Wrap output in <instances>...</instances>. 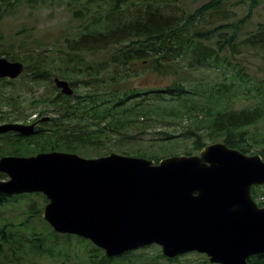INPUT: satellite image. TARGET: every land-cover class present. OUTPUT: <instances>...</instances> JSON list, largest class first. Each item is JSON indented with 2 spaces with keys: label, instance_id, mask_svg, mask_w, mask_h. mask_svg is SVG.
I'll use <instances>...</instances> for the list:
<instances>
[{
  "label": "trees",
  "instance_id": "trees-1",
  "mask_svg": "<svg viewBox=\"0 0 264 264\" xmlns=\"http://www.w3.org/2000/svg\"><path fill=\"white\" fill-rule=\"evenodd\" d=\"M197 1L0 0V23L16 13L33 14L40 7L58 3L70 20L45 35H36L29 25L32 23L22 25L11 40L0 35V57L22 62L24 86L42 89L32 102V110L18 106L13 116L0 110V125L30 124L44 115L51 119L43 122L46 129L38 127L31 136L15 132L0 135V159L51 152L87 156L86 149L100 151L119 143L116 136L128 138L126 131L144 119L165 127L170 121L182 129L180 135L169 130L157 132L163 137L161 151L183 138L192 141L191 149L185 147L187 156L222 142L264 159V76L252 72L245 51L254 50L264 63V24L249 29L260 0H209L192 8ZM241 6H248L249 13L236 19V9ZM211 17L216 18L214 27H209ZM203 71L217 74L220 82L209 85L204 78L194 79ZM147 72L166 84L149 91L136 87L133 80ZM20 78L0 79V98L5 91L3 84L15 86ZM55 78L67 80L74 95L61 94ZM155 93L156 101L149 102L146 97ZM34 115L37 118L33 119ZM154 146L152 143L143 150L134 142L119 154L129 156L132 151L138 153L136 157L158 163L162 158ZM3 179L6 176L0 173ZM262 189L264 186L252 191L260 206L264 205ZM26 199V220L17 224L2 215L6 206ZM47 204L42 194H0V264H28L29 255L48 264H151L147 258H135L132 252L110 259L81 237L77 238L83 243L80 246L87 245L85 253L83 258L76 255L73 259L70 248L59 250L50 244L49 235L30 229L42 218ZM66 237L70 240L73 236ZM157 257L166 259L162 253ZM200 257L202 264H210L206 256ZM168 260L174 263L179 259ZM249 262L264 264V255Z\"/></svg>",
  "mask_w": 264,
  "mask_h": 264
},
{
  "label": "water",
  "instance_id": "water-1",
  "mask_svg": "<svg viewBox=\"0 0 264 264\" xmlns=\"http://www.w3.org/2000/svg\"><path fill=\"white\" fill-rule=\"evenodd\" d=\"M25 72L0 57V79ZM54 84L66 96L67 80ZM45 118L42 122L48 121ZM35 134V125H0V135ZM0 194H43L42 217L59 235L91 241L109 258L153 245L168 259L204 254L212 264H250L264 255V205L252 190L264 186V159L222 142L197 155L155 160L111 153L84 158L51 152L0 159Z\"/></svg>",
  "mask_w": 264,
  "mask_h": 264
},
{
  "label": "rangeland",
  "instance_id": "rangeland-1",
  "mask_svg": "<svg viewBox=\"0 0 264 264\" xmlns=\"http://www.w3.org/2000/svg\"><path fill=\"white\" fill-rule=\"evenodd\" d=\"M207 1L209 0H198L196 4H194L193 2L194 5L192 8L196 9ZM40 8V11L34 12L33 14H30L29 11H22L3 20L0 23V35H3L6 40H11V37L14 36V34L21 29L22 25L24 27L29 23H32L29 25L33 26V31L36 35H45L46 31L50 30V32L54 33L57 25L65 24L70 21L69 16L63 9L65 7L61 5V3H58L56 5L48 4ZM236 12V19L244 18L249 13L248 6H241L236 9ZM213 21L216 22L215 17H211V21H208L209 27H214ZM259 23L264 24V0H260L258 6L253 11L252 16L250 18L249 29H256ZM245 51L248 54L247 61H249V65L252 68V72L258 74L259 76H264V73H261L262 68L264 69V63L260 59V57L256 55V52L252 49H246ZM201 78H204L205 82L207 81L209 85L220 82L219 76L211 72L203 71L199 74L194 75V79ZM20 81L21 82L17 83L15 86L3 84V86L1 87L5 91L2 95L3 97L0 98V110L8 112L7 114H10L11 116L15 114V110L18 106H21L22 108L25 107V111L32 110L33 106H35L32 105V102L35 98L40 96V91L42 90H38L36 85L27 84L26 86H24L23 83L26 82L21 80V78ZM133 82L136 87L147 91L151 89L158 90L161 86L166 84V82L161 80L158 75L152 74L150 72H147L145 75H140L139 77L135 78ZM156 95L157 93L149 95L146 98L149 100V102L156 101ZM48 116L50 115H44L42 118ZM33 117H35V115ZM168 123L165 127L160 123H155L153 119H144L143 121H140V123L134 124L131 128L126 131L129 134L128 138H126L125 136H116V138L119 140V143H116V145L108 146L107 148L101 149L100 151H95V149L90 148L86 149L85 152H87V156L83 155V153L77 154L85 158L105 157L111 153L119 154V151L129 148L130 143L136 142L137 147L142 146L141 148H143V150L144 148L148 147L150 144L153 143V145H155L154 149L158 151L157 155L160 156L162 159L171 156L182 155L185 153L186 146H188V149L192 148L191 140L178 138V141H173L174 144H167L168 146L165 148L164 151L160 150V147L163 143V137L157 132H160L162 130H169V132L173 135H180V132L182 131L179 126L172 125L170 121H168ZM143 131L145 133H143ZM128 155L136 157L138 156V153H134L131 151L128 152ZM262 200L264 202V198H262ZM28 205L29 201L26 199L23 202H18L16 205H13L12 203L9 204L3 210H1V212L4 217L9 218L14 223L19 224L27 219L26 211ZM30 229L31 231L36 229L38 233H44L45 235H49V240L51 242L50 244L56 246L59 250H61V248H70L73 251V259L76 257V255L77 257L83 258L82 252L85 253L87 245L80 246L83 243L77 238L79 236L72 235L73 237H70L69 240V238L66 236L61 237L58 236L59 234L55 235L48 228V225L43 218L36 219L30 225ZM90 246L89 248H91ZM160 253H162L161 248L156 245H153L145 250L136 251L135 254L137 256H135V258H147L148 260H151V264H202L203 262V258L200 257L203 255L198 253H188L179 256V260L175 261L174 263L170 262L168 259H158L157 256L160 255ZM27 260L28 264H48L45 260L36 258L34 255H29Z\"/></svg>",
  "mask_w": 264,
  "mask_h": 264
},
{
  "label": "flooded vegetation",
  "instance_id": "flooded-vegetation-1",
  "mask_svg": "<svg viewBox=\"0 0 264 264\" xmlns=\"http://www.w3.org/2000/svg\"><path fill=\"white\" fill-rule=\"evenodd\" d=\"M7 80V79H6ZM36 118H37V116H35ZM33 118V117H32ZM45 118H49V120L47 121V122H49L51 119H50V117H44V118H42V119H40V120H35V121H33V122H31L30 123V121H29V123L30 124H34L35 125V129H37L38 127H43V128H47V124H45V123H43V122H40V121H42L43 119H45ZM5 124V123H4ZM30 124H27V125H30ZM35 131H37V130H35ZM8 133H10V132H8ZM5 134H7V133H5ZM1 135H4V134H1ZM34 135V134H33ZM257 200V202L259 203L260 201L258 200V199H256ZM263 204H264V202H263ZM141 250H145V249H140V250H136V251H141ZM135 251V252H136ZM104 252V251H103ZM105 253V252H104ZM118 257H120V256H118ZM118 257H115V258H118ZM110 259H114V258H110Z\"/></svg>",
  "mask_w": 264,
  "mask_h": 264
}]
</instances>
